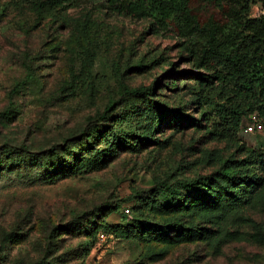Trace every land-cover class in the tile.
<instances>
[{
    "label": "rangeland",
    "instance_id": "1",
    "mask_svg": "<svg viewBox=\"0 0 264 264\" xmlns=\"http://www.w3.org/2000/svg\"><path fill=\"white\" fill-rule=\"evenodd\" d=\"M38 3L0 0V113L10 107L0 118V264H264V203L217 217L153 201L163 189L182 199L180 182L263 153L264 124L246 121L235 142L213 137L214 106L199 109L195 71L174 39L96 0L45 8L40 21ZM260 13L256 2L250 17ZM138 63L146 67L131 69ZM27 67L33 78L9 98ZM117 69L129 88L155 87L151 102L127 97L111 119L88 123L118 99ZM110 130L128 145L98 139L109 151L97 169L71 172L69 160L94 152H84V135ZM174 220L200 236L167 244L136 235L146 222Z\"/></svg>",
    "mask_w": 264,
    "mask_h": 264
},
{
    "label": "trees",
    "instance_id": "2",
    "mask_svg": "<svg viewBox=\"0 0 264 264\" xmlns=\"http://www.w3.org/2000/svg\"><path fill=\"white\" fill-rule=\"evenodd\" d=\"M37 20L43 19V9L62 8L81 0H35ZM103 3L107 11L116 16L139 19L147 22L150 29L174 39L180 47L184 60L195 71L199 97L197 104L203 107L214 106L216 124L208 130L211 135L227 142H235L246 121L264 124V0H96ZM258 2L261 13L250 17V10ZM145 65L138 63L131 69L141 71ZM130 68V67H129ZM128 68V69H129ZM26 74L14 83L9 98L26 85L33 75L26 68ZM118 99L110 98L103 111L95 119L109 120L117 105L127 97H140L151 102L155 87L129 88L116 70ZM216 100V101H215ZM10 107L0 118L9 113ZM173 125L182 123L176 111L165 109ZM204 113V112H203ZM122 119L118 116L117 122ZM162 121H160L161 123ZM197 122V121H196ZM199 122V121H198ZM203 122L208 125V118ZM102 135V134H101ZM100 134L84 135V152L94 151L90 157L75 156L67 167L71 172L87 173L97 169L107 151L95 148L98 139L107 141L106 148L119 143L128 145L125 136L107 131ZM110 140V141H109ZM113 142V144H111ZM69 146L66 147V150ZM96 149V150H95ZM185 190V197L174 198L172 192L163 189L153 199L158 209L182 211H202L222 217L248 205L264 203V152H247L238 160H227L213 173L199 176L191 181L179 183ZM157 203V204H156ZM181 230L178 238H171L168 229ZM204 233H207L206 230ZM151 234L167 244L190 242L200 236V230L188 226L181 220L164 224L146 222L143 233L136 231L137 237ZM17 264H48L44 259Z\"/></svg>",
    "mask_w": 264,
    "mask_h": 264
},
{
    "label": "built area",
    "instance_id": "3",
    "mask_svg": "<svg viewBox=\"0 0 264 264\" xmlns=\"http://www.w3.org/2000/svg\"><path fill=\"white\" fill-rule=\"evenodd\" d=\"M252 119L254 120V118L252 117ZM255 121V120H254ZM249 130H251V128H249ZM101 238H103V235L100 236Z\"/></svg>",
    "mask_w": 264,
    "mask_h": 264
}]
</instances>
